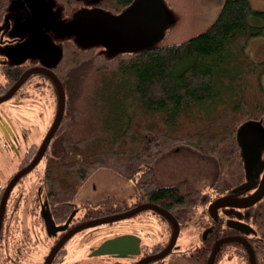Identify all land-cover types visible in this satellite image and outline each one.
<instances>
[{
    "label": "trees",
    "instance_id": "1",
    "mask_svg": "<svg viewBox=\"0 0 264 264\" xmlns=\"http://www.w3.org/2000/svg\"><path fill=\"white\" fill-rule=\"evenodd\" d=\"M133 1L97 4L110 2L120 12ZM9 2L0 0V22ZM255 37H264V10H253L249 0H223L210 23L178 42L110 59L65 43L56 74L66 102L42 183L69 197L95 171L110 169L132 179L137 196L174 212L202 190L186 181L164 183L150 166L180 145L214 158L215 185L241 181L238 128L251 120L264 127V58L245 50Z\"/></svg>",
    "mask_w": 264,
    "mask_h": 264
},
{
    "label": "flooded vegetation",
    "instance_id": "2",
    "mask_svg": "<svg viewBox=\"0 0 264 264\" xmlns=\"http://www.w3.org/2000/svg\"><path fill=\"white\" fill-rule=\"evenodd\" d=\"M29 2L32 1L16 0L9 15L0 22L5 20L7 24V30L0 31V45L4 49L9 44L23 43L20 37L9 38L11 31L18 36L31 33L29 26L22 24L25 14L31 11ZM97 2L91 0L86 4L91 5L89 9H99L109 16L120 14L104 9ZM38 4L47 8L51 0ZM84 8L67 13L62 5L63 11L55 17L59 24L66 23L74 20L77 10ZM36 27L43 38L41 50H48L50 56L41 58L38 50L17 64L2 55L0 58V98L24 71L39 67L7 99L0 101V104L9 102L6 109L0 106V171L4 164L11 163L10 172L6 175L0 172V264H83L85 261L86 264H264V152L259 160L243 155L241 181L213 184L210 190L196 196L191 205H179L174 212L163 202L141 198L137 192L131 202L109 209L98 208L100 202L93 198L77 196L80 190L69 197L56 195L42 183L43 167L42 171L38 168L51 153L53 139L48 141L40 159L24 171L35 158L57 112V87L48 71L56 74L63 45L74 43L71 32L56 26L51 17L41 18ZM47 38L59 43L60 57L49 48L52 43ZM41 97L45 106L53 105L54 109L50 125L38 142L23 122V110H33ZM146 203L158 209L144 208L130 216L77 229L84 223ZM162 210L172 214L177 227ZM137 225L153 228L154 237L144 240L137 232ZM77 235L75 244L70 245ZM109 238L118 239L114 252L91 254ZM80 249L83 252L79 254Z\"/></svg>",
    "mask_w": 264,
    "mask_h": 264
},
{
    "label": "rangeland",
    "instance_id": "3",
    "mask_svg": "<svg viewBox=\"0 0 264 264\" xmlns=\"http://www.w3.org/2000/svg\"><path fill=\"white\" fill-rule=\"evenodd\" d=\"M15 1L16 0H10L6 17L14 8ZM30 1L32 2H29L28 5L31 8V11L25 14V19L22 24L28 25L31 33L24 36H18L11 31L8 37H20L23 40V43L6 45L5 49L0 45V58L2 55L7 61L12 63H22L29 57L31 58L35 51L43 49L41 46L43 38H40V28L36 27V23L41 18L46 19L47 16L60 15L63 11L62 5L65 7V12L67 13H72L73 10L78 7L89 9L91 6L86 4V2H91V0L70 2L68 5L65 0H51V4L47 8L38 4L43 0ZM157 1L160 3L164 11L163 25L159 31L147 39L143 46L144 48L178 42L185 39L199 30V28L210 23L216 17L223 2V0H192L191 3H188V0H185L186 9L180 11L181 7L184 5V1L180 0L181 4H178L176 7L172 5L170 0ZM144 2L145 0H134L129 9L135 10L141 8ZM249 3L253 10H264V0H249ZM98 5L110 11L115 9L114 5L110 2H100ZM45 14H47V16ZM10 20H12L11 17ZM6 25L5 20L0 23V31L7 30ZM15 25L17 24L15 23ZM71 34V38H73L75 45L81 48L92 46L94 52L104 58L110 59L115 57L118 53L115 50L113 51L103 47L100 43L93 40L91 35L78 34L76 32H72ZM46 40L50 41L48 38ZM51 43L52 44L49 48L59 56L61 52L59 43ZM245 50L247 52L251 50L252 52L264 53V37L250 38L247 41ZM263 58L264 56H260L255 59ZM90 76H86L85 80H92ZM83 78H81V81ZM88 88L89 86L84 88L83 93ZM79 91H82V89H79ZM0 106L6 109L9 106V102H2ZM53 109V105L45 106L44 99L41 97L36 100L33 110H23V115L25 116L23 122L27 129H31L32 137L38 142L41 140L44 130L50 125ZM10 116L13 117L12 114H10ZM32 137L30 136V139H32ZM52 137L55 138V134H53ZM52 137L50 139H53ZM237 138L241 144L242 153L244 155H247L250 158L254 157L257 160L263 157L264 127L259 121L251 120L243 123L238 128ZM25 143L23 144V148L25 147ZM10 165L11 163L8 162L7 164H4L1 167V174L6 175L10 172ZM42 167H44L43 163L39 164L38 168H40L41 171ZM150 168L152 169L154 176L164 183L173 184L186 181L192 183L202 191L210 190L217 176V166L212 156L200 154L198 151L184 145H180L176 149L166 152L160 159L153 163ZM79 190L77 196L80 195V197L88 196L93 198V201L100 202L98 205V208L100 209L122 206L136 198V188L132 179L124 178L114 171L104 168L95 171L91 177L83 183ZM76 201L80 203L79 200ZM136 227L139 229L137 232L143 236L144 240L149 241L154 237V232L151 231L153 228L149 230L146 225L144 227L137 225ZM78 236L79 235L70 240L69 244L74 245ZM81 252L83 251L80 249L79 254ZM86 263L87 262L85 261L83 264Z\"/></svg>",
    "mask_w": 264,
    "mask_h": 264
},
{
    "label": "water",
    "instance_id": "4",
    "mask_svg": "<svg viewBox=\"0 0 264 264\" xmlns=\"http://www.w3.org/2000/svg\"><path fill=\"white\" fill-rule=\"evenodd\" d=\"M129 8L130 6L115 16L106 15L103 11L96 8L80 9L75 12L74 20L61 24L58 23L55 15H51L50 17L53 19L54 24L59 28L71 33L76 32L78 34L91 35L93 40L97 41L110 50H115L117 52L136 51L143 49L147 39L162 28L164 21V11L157 0H145L142 7L135 10H130ZM39 54L41 58H45L46 55L50 56V52L46 49L41 50ZM58 57H60V55ZM47 62L48 61H41L43 64H47ZM37 70H39V67H34L24 71L19 80L9 89L8 93L0 98V101L7 99L11 93L24 81L29 73ZM40 70H44V68ZM48 74H50L57 87L58 109L50 128L48 129L40 144L35 158L30 163V166L25 168L24 171L31 168L40 159L48 144V141L60 124L64 112L65 94L62 83L55 73L48 71ZM246 162L249 163V158H246ZM144 208L158 209L156 205L146 203L121 214L109 215L88 223H84L77 229L99 223L110 222L125 216H130ZM162 211L165 216L174 221V224H176L177 227V221L172 216V214L168 210ZM56 229H61V227H56ZM117 241V238L106 239L101 242L91 254L97 255L114 252V247L117 244Z\"/></svg>",
    "mask_w": 264,
    "mask_h": 264
},
{
    "label": "crops",
    "instance_id": "5",
    "mask_svg": "<svg viewBox=\"0 0 264 264\" xmlns=\"http://www.w3.org/2000/svg\"><path fill=\"white\" fill-rule=\"evenodd\" d=\"M171 1V0H170ZM173 1V0H172ZM249 55L253 58H259L260 56H264V53H260V52H252L251 50L248 52ZM260 54H263V55H260Z\"/></svg>",
    "mask_w": 264,
    "mask_h": 264
}]
</instances>
